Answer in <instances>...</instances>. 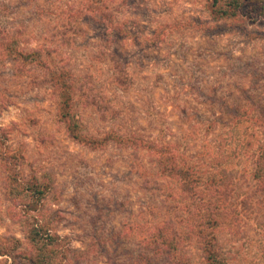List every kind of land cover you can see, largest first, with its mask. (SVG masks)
<instances>
[{"label":"rangeland","instance_id":"obj_1","mask_svg":"<svg viewBox=\"0 0 264 264\" xmlns=\"http://www.w3.org/2000/svg\"><path fill=\"white\" fill-rule=\"evenodd\" d=\"M214 3L0 0V264H207L205 236L227 264H264V18ZM35 50L75 78L82 134L137 141L71 137L58 92L13 56Z\"/></svg>","mask_w":264,"mask_h":264},{"label":"trees","instance_id":"obj_2","mask_svg":"<svg viewBox=\"0 0 264 264\" xmlns=\"http://www.w3.org/2000/svg\"><path fill=\"white\" fill-rule=\"evenodd\" d=\"M214 7L217 6L216 12L221 20L228 21H248L253 23L258 21L261 16L264 18V0H214ZM214 13V12H213ZM8 50V45L6 46ZM14 58L20 60L23 64L29 65L33 68L39 69L44 73V81L51 84L55 90L58 92L60 102H59V114L62 119L67 123V128L70 131L71 137L76 141L83 144L89 145L92 148H97L99 146H106L110 142H115L116 144L123 145L125 140L129 144L130 141L134 143L136 138L119 136L117 133L112 132L104 135L103 137H93L86 136L82 134L79 130L78 120L74 116L75 108V93L77 89V84L75 78L72 76L70 71L64 68H58L53 66L43 58L41 51H19L15 53ZM119 84L121 83L120 80ZM153 145V146H152ZM151 149L158 152L161 155V171L165 175L171 177H176L180 179L181 185L185 192L194 194L199 191L200 180L196 177V174L189 167H180L175 159V154L173 151H169L167 146L159 147L156 144H152ZM260 154L256 161V168L254 170V180L258 183L261 191H264V144L260 148ZM38 188L39 193L41 186L37 185V182L33 184ZM197 188V190H196ZM207 207V205H206ZM208 209V208H207ZM218 208H216L217 210ZM204 224L199 225L198 229L205 230L214 229L218 226V219H216L212 212L205 210ZM204 227V229H203ZM204 249L206 252V262L207 264H227L226 259L223 258L221 251L218 249V245L215 243V238H210V236H205L203 239ZM8 253L5 251L2 256H6ZM35 264H42V262L36 260Z\"/></svg>","mask_w":264,"mask_h":264}]
</instances>
